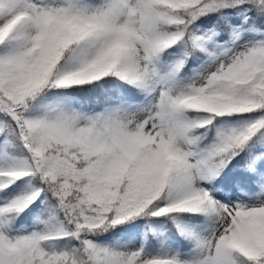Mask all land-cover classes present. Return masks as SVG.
<instances>
[{
	"label": "snow or ice",
	"instance_id": "1",
	"mask_svg": "<svg viewBox=\"0 0 264 264\" xmlns=\"http://www.w3.org/2000/svg\"><path fill=\"white\" fill-rule=\"evenodd\" d=\"M0 264H264V0H0Z\"/></svg>",
	"mask_w": 264,
	"mask_h": 264
}]
</instances>
